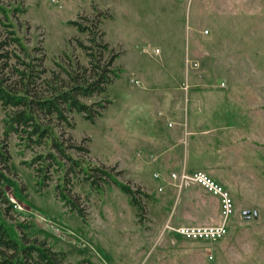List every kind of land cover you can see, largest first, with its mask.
<instances>
[{"label": "rangeland", "instance_id": "obj_1", "mask_svg": "<svg viewBox=\"0 0 264 264\" xmlns=\"http://www.w3.org/2000/svg\"><path fill=\"white\" fill-rule=\"evenodd\" d=\"M0 5L27 9L11 20L30 47H43L49 70L64 62L65 54L86 62L78 43L87 44L88 34L70 21L102 13L100 32L120 52L117 64L123 72L100 95L84 99L105 101L102 116L92 122L74 113L75 126L64 130V138L88 148L84 156L93 165L139 190L144 207L138 213L116 186L97 194L74 179L73 192L84 209L79 216L56 198L57 173L44 186L37 184L34 168L26 163L34 152H21L12 135L7 175L21 188L22 199L3 185L16 206L10 220L31 224V236L63 251L73 264H264V0H0ZM187 60L196 66L187 67ZM189 85H195L192 95ZM193 95L218 107L217 118L208 123L218 128L211 144L227 162L231 179L224 187L235 213L227 235L216 242L163 234L170 220L221 222L218 203L206 204L208 219L201 221L190 217L201 205L190 204L176 186L158 191L165 182L156 174L169 179L180 171L160 172L169 157L165 149L183 138L171 153L184 159L187 148H194L177 124L185 122ZM2 131L0 123V136ZM3 200L0 196L1 209L10 205Z\"/></svg>", "mask_w": 264, "mask_h": 264}, {"label": "trees", "instance_id": "obj_2", "mask_svg": "<svg viewBox=\"0 0 264 264\" xmlns=\"http://www.w3.org/2000/svg\"><path fill=\"white\" fill-rule=\"evenodd\" d=\"M27 9L0 5V196L5 209L0 208V264H73L67 262L63 251L55 250L46 240L31 236L32 225L9 219L15 203H10L2 187L13 188L16 199L22 190L7 175L11 156L9 139L15 135L21 152L31 150L34 157L26 162L34 168L37 184L42 187L50 175L57 173L54 191L56 198L72 212L83 216L82 200L73 192L74 179L88 185L98 194L105 186H116L124 193L138 213L143 212L140 191L121 182L106 167L93 165L84 155L89 149L83 145L67 144L66 128H74V113L95 122L102 116L106 104L85 102L100 95L106 86L123 72L117 62L120 52L103 40L100 32L101 12L91 19L80 16L70 21L79 33L88 34V43L78 46L86 62L65 54L64 62L56 61V69L45 66L46 55L41 46L30 47L20 35L11 17ZM88 24H83L82 21ZM71 150L82 154L74 157ZM146 194V193H145ZM146 197L149 195L146 194ZM11 218V217H10ZM10 220V221H9Z\"/></svg>", "mask_w": 264, "mask_h": 264}, {"label": "crops", "instance_id": "obj_3", "mask_svg": "<svg viewBox=\"0 0 264 264\" xmlns=\"http://www.w3.org/2000/svg\"><path fill=\"white\" fill-rule=\"evenodd\" d=\"M193 86L195 85H189L191 95L193 92L192 88H194ZM215 108L218 107L197 98L195 95L191 96V98L188 99V108L186 109L187 114L184 118L185 122H177V124L181 125L184 128L185 133L191 137V142L193 141L194 148L191 150L190 148H187L186 156L184 157V159H181V157L176 153H171L175 148L180 146V143L183 142V138H180L177 144H174L165 149V155L169 157L165 158L162 161L160 172L168 173L171 170V167H173L174 170H181L183 168H186L190 172L205 171L213 178L219 179L223 186H231V179L228 176L229 173L227 172V167H225V164H227V162L223 158H221L220 150L218 148L212 147L211 144V138H214V133L218 129L215 128L216 126H212L211 128L208 127V123L214 121L215 117L217 118ZM180 110H182V108L173 109L174 112H180ZM212 116L214 118H212ZM249 127V135H252V128L251 126ZM194 137L198 138L194 139ZM169 187L172 186H168V188ZM169 189H172L171 191L174 190L173 187ZM182 193L183 197H185L190 204L197 206L201 205L202 207L198 212H196V214L194 213L190 215V217L193 219L197 218L201 221L208 219L206 206L207 203H211L213 207H215L217 203L219 205L218 198L208 194L205 190L198 186L188 187L184 189L180 194Z\"/></svg>", "mask_w": 264, "mask_h": 264}, {"label": "built area", "instance_id": "obj_4", "mask_svg": "<svg viewBox=\"0 0 264 264\" xmlns=\"http://www.w3.org/2000/svg\"><path fill=\"white\" fill-rule=\"evenodd\" d=\"M187 67L191 64L193 67L195 63L186 61ZM224 84H222L223 86ZM156 178H162L165 183L158 187L159 192H163L166 184L168 186H176L179 192H182L189 186H198L205 190L208 194L218 198L220 205L221 222L213 225H188V224H174L171 220L166 223L164 233H174L185 240L202 241V242H216L223 238L228 233L229 219L235 213L234 200L230 192L212 176L204 171L190 172L186 168L179 172H174L169 175V179L164 178L160 174L155 175ZM175 183V184H174Z\"/></svg>", "mask_w": 264, "mask_h": 264}, {"label": "water", "instance_id": "obj_5", "mask_svg": "<svg viewBox=\"0 0 264 264\" xmlns=\"http://www.w3.org/2000/svg\"><path fill=\"white\" fill-rule=\"evenodd\" d=\"M245 216H246V218H250V214H251V211H249V210H246V211H244V213H243Z\"/></svg>", "mask_w": 264, "mask_h": 264}]
</instances>
